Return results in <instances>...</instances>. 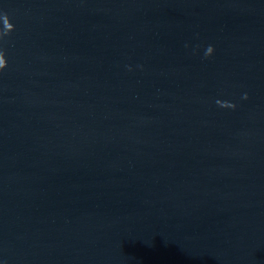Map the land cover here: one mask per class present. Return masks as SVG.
Wrapping results in <instances>:
<instances>
[{
	"label": "water",
	"instance_id": "water-1",
	"mask_svg": "<svg viewBox=\"0 0 264 264\" xmlns=\"http://www.w3.org/2000/svg\"><path fill=\"white\" fill-rule=\"evenodd\" d=\"M5 13L0 264H264V0Z\"/></svg>",
	"mask_w": 264,
	"mask_h": 264
},
{
	"label": "clouds",
	"instance_id": "clouds-1",
	"mask_svg": "<svg viewBox=\"0 0 264 264\" xmlns=\"http://www.w3.org/2000/svg\"><path fill=\"white\" fill-rule=\"evenodd\" d=\"M3 22L5 27L0 28V39L9 36L11 32L15 29V25L11 22L9 16L6 13L3 15ZM214 51H215L214 46L209 45L205 51V56L206 57L211 56L214 53ZM7 66H8V60H7L6 50L0 47V72H2ZM242 98L247 99L248 93H244ZM217 103L221 107H225V108L235 109L237 107V105L231 101L218 100Z\"/></svg>",
	"mask_w": 264,
	"mask_h": 264
}]
</instances>
